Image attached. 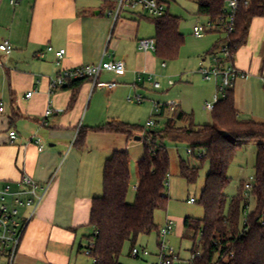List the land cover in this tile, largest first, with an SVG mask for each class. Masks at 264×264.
<instances>
[{"label": "crops", "instance_id": "crops-1", "mask_svg": "<svg viewBox=\"0 0 264 264\" xmlns=\"http://www.w3.org/2000/svg\"><path fill=\"white\" fill-rule=\"evenodd\" d=\"M98 1L19 0L12 5L11 0H0V45L9 41L14 49L11 54L0 51V107L4 108L0 112V182L16 186L29 176L46 183L57 171L26 228L16 264H77L87 230L93 231L91 207L93 199L103 194L106 161L115 152L130 155L133 149L139 153L136 165L145 156L143 141L136 140L139 136L89 130L83 145L77 143L81 128L123 119L116 109L132 92L135 73L153 74L160 61L155 53L138 49L143 39L142 16L126 13L114 22L106 15L108 7ZM48 47L66 54L58 61ZM109 61L126 65L124 75L103 72L99 79L102 83L116 81V89H93L86 81L77 89L70 82L51 90V82L61 72ZM235 64L249 76L264 80V18L251 22L248 41L236 53ZM254 83L247 78L233 89L240 120L243 105L252 106L257 100ZM30 92L33 96L26 98ZM103 98L106 109L101 115ZM177 109L181 110L179 103ZM48 110L52 115L47 117ZM97 110L100 115L93 120ZM171 113L166 108L158 117L167 119ZM10 131L18 135L16 144L9 143ZM34 138L42 140L43 151L31 143ZM127 202L132 200L127 197Z\"/></svg>", "mask_w": 264, "mask_h": 264}, {"label": "trees", "instance_id": "trees-1", "mask_svg": "<svg viewBox=\"0 0 264 264\" xmlns=\"http://www.w3.org/2000/svg\"><path fill=\"white\" fill-rule=\"evenodd\" d=\"M195 1L200 16L217 21L225 15L226 0ZM245 1L249 3L241 5L235 31L228 38L234 53L246 45L251 22L264 18V0ZM152 23L156 31V57L161 61L175 60L185 43V37L179 32L181 19L168 11ZM86 81H74L71 88L77 89ZM211 115L213 123L203 126L194 125L191 116L176 109L161 130L144 131L120 121L80 129L77 137L80 145L89 130L123 134L128 138L145 132L153 139L151 144L143 140L145 156L137 165L138 184L131 204L127 202L132 178L129 153L115 152L106 161L103 194L93 199L89 224L93 234L88 237L91 242L85 248L91 251V258L97 264H121L126 245L132 251L140 237L158 230L156 212L167 210L170 202L167 186L171 160L167 141L186 143L194 152L205 151L206 157L201 160L209 165L200 201L205 216L203 219L188 217L184 221L183 238L193 243L194 258L189 264H264V122L239 119L233 89L215 105ZM250 142L257 143L252 191L244 195V184L241 193L229 199L225 194L231 183L229 168L238 152ZM199 176L200 168L180 162V177L189 185L195 184Z\"/></svg>", "mask_w": 264, "mask_h": 264}, {"label": "rangeland", "instance_id": "rangeland-1", "mask_svg": "<svg viewBox=\"0 0 264 264\" xmlns=\"http://www.w3.org/2000/svg\"><path fill=\"white\" fill-rule=\"evenodd\" d=\"M98 1V0H96ZM101 7V3L97 2ZM171 15L181 19L179 32L185 37V43L182 46L178 57L175 60L159 61L156 72V81L160 83L161 89H155L153 83H145L140 85V90L135 91V77L131 82L132 92L125 97L124 102L119 103L116 112L120 114L123 119L121 122L135 125L140 130L151 131L147 129L148 121L153 120L158 122L157 130H161L166 119L153 117V109L156 104L167 105L170 102H178L180 109L185 114L192 117L193 123L196 126H203L212 124V112L207 111L204 107L206 103L213 102L214 96L218 94L216 81H206L199 74L201 61L210 54L218 52L220 48L227 41V34L225 32L212 31L205 35L204 38L199 39L193 35L194 27L206 25L209 19L200 16L198 13V4L195 0H171L169 6ZM154 18L148 15L143 16L140 21V33L143 39H155L156 31L153 25ZM135 57V54H133ZM166 63V67H162V63ZM255 82L257 86V100L252 106L243 105L241 112L242 120H255L264 122V80L259 76H248V80ZM173 83V86L169 85ZM240 83V80L237 82ZM237 84V85H238ZM140 91V92H139ZM93 92V91H92ZM136 94L143 95L146 99L142 104L129 102V98H133ZM103 96H101L102 98ZM92 98V97H91ZM90 98V99H91ZM106 99H101V115L105 112ZM104 110V111H103ZM103 111V112H102ZM87 110L84 113L83 124ZM95 115V114H93ZM100 113L97 110V115L93 120H98ZM92 117L89 115V118ZM88 119L85 124H88ZM102 122V121H101ZM100 122V123H101ZM177 128L180 127L176 125ZM153 130V129H152ZM141 140L148 144L153 142V139L147 133H136ZM159 143V142H158ZM142 145V144H141ZM168 153L171 160V172L168 179L167 195L170 199L167 210L158 211L155 215L156 225L164 226L167 219L174 220V230L167 238L168 248L173 249L185 264H189L191 260V249L193 243L191 240L184 237L182 228L186 218L203 219L205 216L204 210L201 207L200 201L202 191L204 190L206 177L209 173V165L196 156H190L187 152L188 146L186 143H172L166 142ZM145 149L142 145L141 151ZM257 154V143L250 142L244 145L234 162L229 168L228 176L231 179L230 185L225 190V194L229 199L237 197L242 190V186L250 183V179L255 177V163ZM137 156L139 153L133 149L130 152V169H131V188L128 194V199L135 201L136 193L134 188L137 186ZM186 162L191 168H200V176L198 181L189 185L184 179L180 177V162ZM247 192L243 190V194ZM195 199L196 203L189 204L188 200ZM253 207V204H252ZM247 215H245L246 217ZM88 237L93 234L91 229L87 230ZM158 230L149 236H143L138 239L136 247L140 250L146 249L150 254L148 258L141 257L140 259L130 256L131 247L126 245L120 258L121 264H158L160 263V239ZM84 238L83 246L86 248L91 240ZM77 264H94V260L86 254L85 249L79 254Z\"/></svg>", "mask_w": 264, "mask_h": 264}, {"label": "built area", "instance_id": "built-area-1", "mask_svg": "<svg viewBox=\"0 0 264 264\" xmlns=\"http://www.w3.org/2000/svg\"><path fill=\"white\" fill-rule=\"evenodd\" d=\"M19 0H11L12 5L18 4ZM106 6H113L108 9L106 15L108 18L116 22L126 13L136 14L138 16L148 15L151 18L158 19L167 14L169 11L171 0H100ZM245 0H226L225 15L217 20L209 22L206 25L194 27L193 35L196 38L202 39L205 35L212 31L225 32L227 41L218 52L210 54L200 63L199 73L206 81H216L218 94L214 96L213 102L206 103L205 109L213 111L215 105L225 97L227 91L234 89L239 80H246L248 74L239 70L235 64V55L229 46V35L235 31L236 16L242 4L248 5ZM138 49L143 53H156L157 42L155 39H142L138 41ZM13 46L9 41H4L0 45V51L6 54L13 52ZM48 52L54 53L59 61L66 54L65 50H55L53 47L47 48ZM162 67H166V63H162ZM103 72L112 73L117 76H122L126 73V65L123 61L102 62L98 65L81 66L71 70L61 72L57 78L51 82V90H56L66 86L70 82L78 80H88L92 83V88H102L108 91L116 89L119 84L116 81L110 83L100 82V77ZM134 89L138 92L140 85L145 83H153L155 89H161V85L156 81V76L149 73H135ZM173 86L172 82H169ZM140 92V91H139ZM34 92L26 95V98H31ZM129 102L142 104L145 97L141 94H136L133 98L128 99ZM178 103L170 102L167 105L156 104L153 109V117L161 116L164 109L174 112L177 109ZM4 108L0 107V112ZM52 111L48 110L46 116H51ZM158 124L156 121H148L146 128L155 129ZM9 143L16 144L18 135L15 131H10ZM36 145L39 151H43L42 140L34 138L31 141ZM190 156H196L199 159L206 157L205 151L194 152L192 149L187 150ZM57 171L51 176L48 182L40 183L35 179L24 176L16 186L13 183L0 182V264H16V258L22 243L24 233L29 223L35 218L37 211L42 206L46 195L56 177ZM254 178L250 179V183L245 184V191L251 192L253 188ZM189 204L196 203V200H188ZM174 220L167 219L164 226L158 230L160 239V254L158 264H185L181 258L175 254L173 249L168 248L167 238L174 230ZM86 254L91 257V251L85 249ZM131 256L140 259L141 257L148 258L150 254L146 249L140 250L134 247L131 251ZM194 257L192 256L191 259ZM94 264H97V260Z\"/></svg>", "mask_w": 264, "mask_h": 264}, {"label": "water", "instance_id": "water-1", "mask_svg": "<svg viewBox=\"0 0 264 264\" xmlns=\"http://www.w3.org/2000/svg\"><path fill=\"white\" fill-rule=\"evenodd\" d=\"M136 140L140 141L141 139L140 138H137Z\"/></svg>", "mask_w": 264, "mask_h": 264}]
</instances>
